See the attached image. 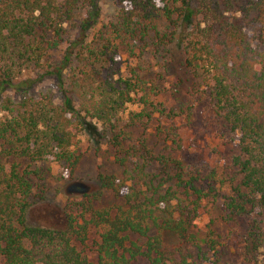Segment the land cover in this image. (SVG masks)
I'll return each mask as SVG.
<instances>
[{"label":"trees","instance_id":"trees-1","mask_svg":"<svg viewBox=\"0 0 264 264\" xmlns=\"http://www.w3.org/2000/svg\"><path fill=\"white\" fill-rule=\"evenodd\" d=\"M101 1L0 0V264H221L230 255L264 264V0H157L160 9L156 0H116L106 26ZM174 43L204 80L195 106L234 146L221 172L172 140L178 155L157 156L156 173L147 162L137 167L124 194L114 177L98 176L117 203L83 195L68 202L64 226H29L32 200L44 199L33 192L35 166L50 159L72 174L73 148L92 121L116 130L133 103L142 108L135 123L184 113L165 111L162 80L151 73ZM114 55L138 60L125 78L108 67ZM49 78L60 105L29 95ZM202 203L219 204L229 248L211 231L202 245L191 233Z\"/></svg>","mask_w":264,"mask_h":264},{"label":"rangeland","instance_id":"rangeland-1","mask_svg":"<svg viewBox=\"0 0 264 264\" xmlns=\"http://www.w3.org/2000/svg\"><path fill=\"white\" fill-rule=\"evenodd\" d=\"M156 6L159 9L162 7L157 0ZM100 8V25L115 23L119 10L116 0H102ZM99 27L92 32L90 39L94 38L93 35ZM74 36L73 31L70 37L74 38ZM184 57L182 47L174 43L167 48L164 64L162 60L161 64L151 70V73L162 80L164 88V92L157 99L158 102L163 105L166 112H177L178 109H182L184 113L173 121L154 115L149 120H139L135 123L136 120L131 117L141 113L142 108L133 103L127 105L125 112L117 118L116 130L92 121V130L78 137L76 146L73 148L75 154L79 156V162L72 174L62 164L50 159L35 166V170L40 173L37 177L31 178L33 192L44 199L32 200L27 214L29 226H64L63 222H66L69 207L68 202L72 199L78 201L82 197L66 193V188L73 182L87 184L91 191L86 195L99 192L104 206L117 203L113 191L101 189L98 176L114 177L117 184H123L124 188L120 192L124 194L129 187L133 186L129 178L134 177L137 167L147 162L156 173L160 169L155 162L157 156L174 158L178 155V152H174L175 147L171 146L170 141L172 140L180 141L185 155L192 157L197 164L208 166L218 173L221 172L234 146L223 143L211 133L209 120L205 119L201 109L195 106V100L204 90L205 84L197 73L185 68ZM113 59V62L109 64L111 66L108 67L116 73V79L125 78L127 69L138 62L137 59H129L125 55H114ZM76 65L75 63V67ZM29 95L37 100L46 97L55 105H60L62 102L58 83L52 78L44 79L33 85L29 90ZM187 114L190 115V120L186 118ZM117 159H124V167L120 166ZM167 187L165 185L164 189ZM201 206L196 228L192 229L191 233L202 245L208 232L211 231L218 243L229 248L230 244L221 220L219 204L202 203ZM164 238L168 245L176 244L174 237L164 235ZM132 264L146 263L138 260ZM221 264H236V261L230 255Z\"/></svg>","mask_w":264,"mask_h":264},{"label":"water","instance_id":"water-1","mask_svg":"<svg viewBox=\"0 0 264 264\" xmlns=\"http://www.w3.org/2000/svg\"><path fill=\"white\" fill-rule=\"evenodd\" d=\"M91 188L83 182H73L66 188V193L83 196L90 193Z\"/></svg>","mask_w":264,"mask_h":264}]
</instances>
